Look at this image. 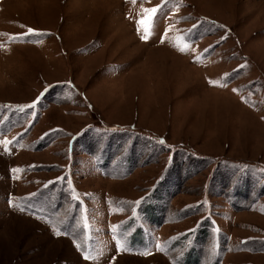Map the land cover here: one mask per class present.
<instances>
[{
  "label": "rangeland",
  "instance_id": "1",
  "mask_svg": "<svg viewBox=\"0 0 264 264\" xmlns=\"http://www.w3.org/2000/svg\"><path fill=\"white\" fill-rule=\"evenodd\" d=\"M0 264H264V0H0Z\"/></svg>",
  "mask_w": 264,
  "mask_h": 264
},
{
  "label": "snow or ice",
  "instance_id": "2",
  "mask_svg": "<svg viewBox=\"0 0 264 264\" xmlns=\"http://www.w3.org/2000/svg\"><path fill=\"white\" fill-rule=\"evenodd\" d=\"M146 11H149V10H146ZM150 11H151V13L155 14L157 12V9L156 8H153ZM138 24H143V21H138ZM138 31H140V28H138ZM28 32L29 33H33V30L32 29H29ZM141 38L144 39V40H147L148 39V30H145V34L142 35ZM29 107H34V105H30ZM161 143H163V141H161ZM13 171L15 172V171H18V170H15L14 169ZM21 210H23V209H21ZM57 234L59 235V233H57ZM84 258L85 259H90V256L85 255Z\"/></svg>",
  "mask_w": 264,
  "mask_h": 264
}]
</instances>
